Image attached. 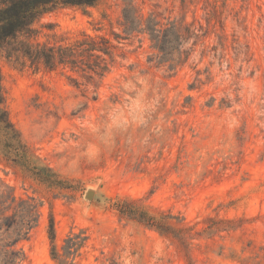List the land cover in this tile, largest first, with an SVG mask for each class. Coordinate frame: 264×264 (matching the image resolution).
<instances>
[{"label":"rangeland","instance_id":"1","mask_svg":"<svg viewBox=\"0 0 264 264\" xmlns=\"http://www.w3.org/2000/svg\"><path fill=\"white\" fill-rule=\"evenodd\" d=\"M137 4L207 31L183 65L170 71L149 60L155 51L145 35L120 40L97 88L77 73L0 57L9 116L55 172L49 186L0 155V178L42 201L24 264H59L50 254V216L60 251L69 233L88 237L71 264H264V0ZM121 9L122 0L58 8L36 24V40L88 33L115 42ZM139 73L152 79L158 111L90 156L99 143L93 126L124 101L125 80ZM141 211L163 216L162 228L139 220Z\"/></svg>","mask_w":264,"mask_h":264},{"label":"trees","instance_id":"2","mask_svg":"<svg viewBox=\"0 0 264 264\" xmlns=\"http://www.w3.org/2000/svg\"><path fill=\"white\" fill-rule=\"evenodd\" d=\"M99 0H0V57L19 66L34 70L60 69L63 73H77L86 85L97 88L116 62L119 43L145 35L155 52L149 58L173 71L183 65L193 48L207 31L196 28L181 18H171L157 9L144 12L138 0H122L120 26L122 33L113 32V39L105 34L83 33L72 39L55 42L38 41L36 24L41 17L61 7L74 6L85 9ZM144 1V0H141ZM188 45V46H187ZM68 78L78 82L71 74ZM5 91L0 69V155L20 167L28 176L55 186V172L44 164L25 142L21 132L11 120L6 108ZM41 199L35 194L20 195L15 187L0 178V264H24L28 254L24 248L41 219ZM122 213L126 207H120ZM140 219L158 229L163 226V216H153L141 211ZM51 243L50 254L59 264H71L84 246L87 235L80 230L64 239L60 251L55 242L53 217L47 228Z\"/></svg>","mask_w":264,"mask_h":264},{"label":"clouds","instance_id":"3","mask_svg":"<svg viewBox=\"0 0 264 264\" xmlns=\"http://www.w3.org/2000/svg\"><path fill=\"white\" fill-rule=\"evenodd\" d=\"M122 91L126 97L124 101L108 110L102 126H93L92 130L99 139L90 152L94 158L112 144L117 134H127L132 128H144L159 109L161 97L153 91L152 79L146 73L125 80Z\"/></svg>","mask_w":264,"mask_h":264},{"label":"water","instance_id":"4","mask_svg":"<svg viewBox=\"0 0 264 264\" xmlns=\"http://www.w3.org/2000/svg\"><path fill=\"white\" fill-rule=\"evenodd\" d=\"M91 194V191H89L88 193H87V196H89Z\"/></svg>","mask_w":264,"mask_h":264}]
</instances>
